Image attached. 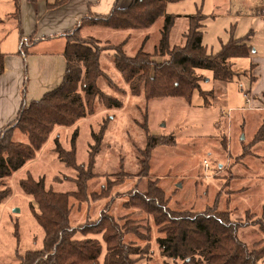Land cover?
I'll return each mask as SVG.
<instances>
[{
    "label": "rangeland",
    "instance_id": "1",
    "mask_svg": "<svg viewBox=\"0 0 264 264\" xmlns=\"http://www.w3.org/2000/svg\"><path fill=\"white\" fill-rule=\"evenodd\" d=\"M17 1L18 10L24 16L22 19L20 14L18 18L12 15L16 0H0V50L19 57L26 54L23 65L29 72L30 90L41 79L34 78L33 72L38 76L48 64L37 53L28 57L29 49L23 41L28 36L22 35L19 18L26 30L34 27V18L27 8L29 3L26 2L30 0H24L22 7ZM198 12L203 17L202 43L207 53H217L230 39L248 37L247 42L252 47L250 57L230 59L237 76L231 82H222L214 80L210 70L195 69L200 88L212 91L209 104L203 103L197 91L193 92L190 102L182 97L145 101L142 94L132 95L128 91L114 68L113 50L101 51L99 65L105 75L99 77L97 84L100 91L117 97L122 105L117 109H104L101 99L94 97L91 101L93 114L79 119L73 126L56 128L35 158L9 178L12 194L0 205V264H19L16 253L24 254L42 246L44 233L32 213L37 206L18 184L28 175L36 180L43 178L45 187L55 191H75L76 183L84 181L86 200L82 202L72 196L68 200L70 225L97 220L101 211H105L120 225L129 222L137 226V231L125 234L123 240L148 248L147 255L151 259L146 256L139 264H183L180 259L161 254L157 238L165 233L159 231L152 215L136 207L124 206L129 194L144 193L152 181L164 192L170 210L197 212L211 206L217 211L229 212L236 220L244 218L245 213L252 214L253 218L262 215L264 142L253 145L248 153L246 145L264 118V0L167 2L164 13L174 17L169 37L171 46L184 43L188 17ZM161 26L159 18L146 29L92 26L86 27L82 34L93 35L113 45L128 36L123 47L126 54L133 55L142 44L145 51L153 53ZM31 35L34 33L29 37ZM39 50L44 47L39 46ZM27 76L25 73V80ZM31 96L28 94L27 99ZM8 109L0 104V126L11 118ZM74 131H77L75 161L79 171L66 166L53 151L56 137L63 148L70 149ZM149 133L163 135L160 140L166 143L151 150L148 168L143 169L140 159L144 157L140 153ZM93 135H98L97 142ZM14 138L26 139L18 131L14 132ZM89 175L92 177L87 179ZM101 193V198H92ZM237 236L249 249L264 245V232L258 225L240 227ZM74 237L98 238L102 243L100 234L78 232ZM102 246L105 247L104 243ZM259 264H264V259Z\"/></svg>",
    "mask_w": 264,
    "mask_h": 264
},
{
    "label": "trees",
    "instance_id": "2",
    "mask_svg": "<svg viewBox=\"0 0 264 264\" xmlns=\"http://www.w3.org/2000/svg\"><path fill=\"white\" fill-rule=\"evenodd\" d=\"M175 1L179 0H131L125 7H113L107 15L82 17L76 28L64 34L66 66L61 82L41 98L23 102L16 118L0 131V205L12 194L9 178L35 158L56 128L73 126L79 119L93 114L91 101L94 97L101 99L104 109L121 107L122 102L117 97L103 93L97 84L99 77L105 75L99 65L101 51L113 50L114 68L128 91L132 95L142 94L145 101L182 97L190 102L193 92L197 91L203 103L209 104L208 97L212 96V91L200 88L194 70H210L213 79L222 82H231L237 76L230 59L250 56L252 47L247 42L248 37L230 39L222 44L217 53H207L202 43L203 17L198 12L188 17V26L183 33L184 43L171 46L169 37L174 17L165 15L164 11L167 2ZM159 18L162 26L153 53L145 51L142 44L133 55L126 54L123 47L128 36L113 45L80 34L85 26L146 29ZM20 51H23L21 47ZM2 71L3 54L0 53V73ZM15 131L25 135L26 139H15ZM93 136L97 142L98 135ZM76 137L77 131H74L70 138V149L63 148L58 137L54 138L53 151L66 166L79 171L75 161ZM163 137L149 133L146 146L140 153L144 157L140 159L143 169L148 168L151 150L166 143L160 140ZM260 142H264V118L246 145V153ZM91 163L92 155L89 168ZM18 184L35 202L37 210L32 209V213L44 233L40 248L27 250L24 254L16 253L19 264H139L146 256L147 259L151 257L147 255L149 252L145 246L123 240L125 234L136 232L138 227L129 222L120 225L105 211H101L97 220L70 225L68 200L71 196L82 202L86 200L84 181L77 182L76 190L71 192L46 188L43 178L36 180L31 175L21 178ZM102 195L94 194L92 198L98 199ZM128 197L125 207H136L152 215L159 231L165 233L157 238L160 252L165 257L180 259L183 264H259L264 259V245L249 249L237 236L240 227L250 225H258L264 232V204L260 217L253 218L252 214L245 213L244 218L236 220L229 212L217 211L211 206L197 212L170 210L164 192L153 181L144 193L133 192ZM78 232L82 235L100 234L105 247L98 238H75ZM16 238L18 241V234Z\"/></svg>",
    "mask_w": 264,
    "mask_h": 264
},
{
    "label": "crops",
    "instance_id": "3",
    "mask_svg": "<svg viewBox=\"0 0 264 264\" xmlns=\"http://www.w3.org/2000/svg\"><path fill=\"white\" fill-rule=\"evenodd\" d=\"M23 1L24 0H19L20 7H22L24 3ZM130 1L131 0H30L26 2L29 3L27 8H30L31 16L34 18L32 22L34 27L31 26L26 30L24 24L21 26L20 18L19 24L22 35L28 36L29 38L26 37L23 40L26 42L29 49L28 51L30 54L28 57H33L37 53L43 57V60H47L46 63L48 66L47 69L42 70L38 76L32 71L34 78L37 77L41 79L40 83L36 82L29 90V72L25 70L23 65L24 59L27 57L26 54L21 51L23 56L19 57L0 50V53L3 54V71L0 73V104L6 107L8 106V110L11 111V118L6 120L7 123L5 122L4 126H0V131L10 121L16 118L23 102L28 103L31 100L41 98L45 92L56 87L61 82L66 66L63 56L66 42L64 34L76 28L82 17L86 15L104 16L107 15L113 7H125ZM16 4H18L17 0L12 15L18 18V14H20L19 17L22 19L24 16L21 10H18L19 13L15 14ZM1 24L2 22H0V25ZM86 27L92 26L81 28L80 34L82 36L95 37L90 34H82L83 30H86ZM31 33H34V35L29 37ZM53 45L57 46L54 48ZM39 46L44 47V50H39ZM20 59L23 61L21 62ZM25 73L28 75L26 80L24 79ZM40 84L42 86H40ZM49 86L50 88H47ZM28 94L32 96L27 99Z\"/></svg>",
    "mask_w": 264,
    "mask_h": 264
},
{
    "label": "built area",
    "instance_id": "4",
    "mask_svg": "<svg viewBox=\"0 0 264 264\" xmlns=\"http://www.w3.org/2000/svg\"><path fill=\"white\" fill-rule=\"evenodd\" d=\"M205 166H207V163L205 162Z\"/></svg>",
    "mask_w": 264,
    "mask_h": 264
},
{
    "label": "water",
    "instance_id": "5",
    "mask_svg": "<svg viewBox=\"0 0 264 264\" xmlns=\"http://www.w3.org/2000/svg\"><path fill=\"white\" fill-rule=\"evenodd\" d=\"M15 210H16V209H15ZM15 210H14V211H15Z\"/></svg>",
    "mask_w": 264,
    "mask_h": 264
}]
</instances>
